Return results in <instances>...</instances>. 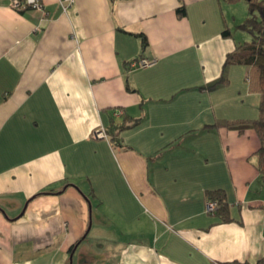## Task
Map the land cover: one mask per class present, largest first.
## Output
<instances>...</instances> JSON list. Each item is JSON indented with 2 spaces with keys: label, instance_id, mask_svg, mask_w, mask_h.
I'll return each instance as SVG.
<instances>
[{
  "label": "crops",
  "instance_id": "1",
  "mask_svg": "<svg viewBox=\"0 0 264 264\" xmlns=\"http://www.w3.org/2000/svg\"><path fill=\"white\" fill-rule=\"evenodd\" d=\"M40 2L0 0V264H264L259 139L210 126L259 95L242 64L199 88L250 38L246 1ZM212 188L241 222H215Z\"/></svg>",
  "mask_w": 264,
  "mask_h": 264
},
{
  "label": "trees",
  "instance_id": "2",
  "mask_svg": "<svg viewBox=\"0 0 264 264\" xmlns=\"http://www.w3.org/2000/svg\"><path fill=\"white\" fill-rule=\"evenodd\" d=\"M233 2L236 0H227ZM247 3V15L237 26L243 31L250 34V38L228 51L225 55L219 75L199 88L212 90L225 86L229 82L228 68L233 64H242L248 67L247 70V88L250 92H256L259 95L258 112L254 118H217L210 126H223L226 128L236 129L239 132L247 128L254 129L258 139L259 147L254 151L255 166L262 177H264V0H245ZM179 15L184 14V8L177 9ZM223 35H228L229 30L223 29ZM143 46L147 44L146 38L142 36ZM137 119L125 117L121 122H115L111 119L110 124L106 127V133L109 139L116 140V135L120 129L133 125ZM205 198L207 201L215 202L213 212L215 222H228L240 219L233 217L230 213L229 203L226 192L222 188L206 189ZM76 243V242H75ZM75 243L70 247L75 245Z\"/></svg>",
  "mask_w": 264,
  "mask_h": 264
},
{
  "label": "built area",
  "instance_id": "3",
  "mask_svg": "<svg viewBox=\"0 0 264 264\" xmlns=\"http://www.w3.org/2000/svg\"><path fill=\"white\" fill-rule=\"evenodd\" d=\"M62 5L65 7L67 6L72 0H59ZM10 6L15 10H24L29 7L39 8L42 9V5L40 0H10ZM154 63L153 59H148L145 57H139L136 59H133L129 61L130 67H144L147 65H151ZM91 135L94 137H102L106 136L104 128L102 126H99L97 128H94L91 132ZM215 207V202L213 201H207L206 202V209L207 211H213Z\"/></svg>",
  "mask_w": 264,
  "mask_h": 264
},
{
  "label": "rangeland",
  "instance_id": "4",
  "mask_svg": "<svg viewBox=\"0 0 264 264\" xmlns=\"http://www.w3.org/2000/svg\"><path fill=\"white\" fill-rule=\"evenodd\" d=\"M240 79H242V77L240 78ZM92 201V200H91ZM95 213V212H94Z\"/></svg>",
  "mask_w": 264,
  "mask_h": 264
}]
</instances>
